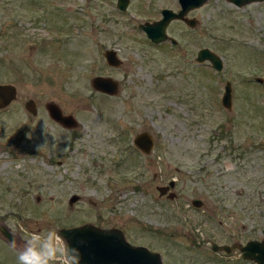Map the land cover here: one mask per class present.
<instances>
[{"label": "rangeland", "instance_id": "rangeland-1", "mask_svg": "<svg viewBox=\"0 0 264 264\" xmlns=\"http://www.w3.org/2000/svg\"><path fill=\"white\" fill-rule=\"evenodd\" d=\"M161 7L177 0H130L125 11L116 0H0V82L18 90L0 111V222L17 251L25 230L92 223L122 229L164 264H256L211 243L264 238V5L208 0L189 10L194 27L168 25L174 45L138 27ZM202 47L221 57V70L196 60ZM107 48L119 67L106 64ZM95 75L117 80L118 92L95 90ZM226 81L230 110L221 104ZM28 98L40 103L35 116ZM49 99L80 127L56 133ZM143 130L155 140L147 155L133 144ZM171 179L176 198L159 196L156 186ZM0 264H17L1 236Z\"/></svg>", "mask_w": 264, "mask_h": 264}, {"label": "water", "instance_id": "water-1", "mask_svg": "<svg viewBox=\"0 0 264 264\" xmlns=\"http://www.w3.org/2000/svg\"><path fill=\"white\" fill-rule=\"evenodd\" d=\"M181 6L179 11H173L169 8L162 9L161 17L153 21H144L139 23L138 27L143 30L146 36L153 43H160L169 39L172 43H177V39L170 36L167 31V25L173 19L183 20L188 26L194 27L197 24L195 18L186 17L185 13L203 5L207 0H178ZM236 4H243L251 0H230ZM130 0H116L117 7L125 11ZM105 61L108 65L119 67L122 59L117 55L115 49L107 48L103 51ZM197 61L208 60L212 67L221 70L223 62L221 57L208 47H202L197 51ZM255 80L262 82L263 78L255 77ZM91 85L95 90L114 95L119 90L117 80L103 75H95L91 78ZM17 87L13 83L0 82V108L6 107L16 99ZM221 104L227 108H232V89L229 81L225 82L224 90L221 96ZM51 116L58 122L68 127L79 125L73 114H63L57 103L49 102L47 104ZM25 107L32 114L35 113V102L33 99L27 100ZM133 144L145 154L152 152L155 144L154 136L151 132L143 130L138 132L133 139ZM175 180H171L166 186H157L159 195L167 194V198L173 199L176 193L173 190ZM169 190L167 193L166 191ZM77 194L69 198L72 204L78 199ZM39 200V197H37ZM191 204L195 207L203 205L200 198H193ZM58 231L70 244L71 247L78 248L81 253L80 264H164L159 252L149 249L144 245H136L129 242L122 229L118 227H101L92 223H83L71 227H62ZM0 236L8 243L13 239V232L0 222ZM214 251H224L231 253L238 250L241 257L245 260H251L256 264H264V238L249 239L245 243L234 242L232 244L211 243Z\"/></svg>", "mask_w": 264, "mask_h": 264}, {"label": "clouds", "instance_id": "clouds-1", "mask_svg": "<svg viewBox=\"0 0 264 264\" xmlns=\"http://www.w3.org/2000/svg\"><path fill=\"white\" fill-rule=\"evenodd\" d=\"M42 133L45 137V142L41 149L48 145L47 121H42ZM53 139V148H57V140ZM31 138V136H29ZM67 148L63 149L66 151ZM9 224L15 226L14 221H9ZM9 246L13 251H16L17 264H80L81 253L78 248L71 247L68 241L60 235L56 229H51L46 232L32 231L24 232L23 246L17 251L15 236L9 242Z\"/></svg>", "mask_w": 264, "mask_h": 264}, {"label": "flooded vegetation", "instance_id": "flooded-vegetation-1", "mask_svg": "<svg viewBox=\"0 0 264 264\" xmlns=\"http://www.w3.org/2000/svg\"><path fill=\"white\" fill-rule=\"evenodd\" d=\"M208 1V0H207ZM227 1H229L231 4H233L234 6H236V7H238V8H240V7H243V6H246V5H249V4H254V3H256V4H258V5H264V0H251V1H247V2H245V3H243V4H236V3H234V2H232V1H230V0H227ZM177 4H178V7L176 8V9H173V8H170V7H161V8H159V12H160V14H161V12H162V9H164V8H169V9H171V10H173V11H179L180 9H181V6H180V4H179V1L177 0ZM192 9H194V8H192ZM191 10V9H190ZM188 12H189V10L185 13V16L186 17H188ZM160 17H161V15H160ZM173 20H180V19H173ZM173 20H171L170 22H169V24L173 21ZM181 21H183V20H181ZM184 22V21H183ZM185 23V22H184ZM168 24V25H169ZM168 25H167V27H168ZM166 31H167V28H166ZM168 33V32H167ZM169 34V33H168ZM170 35V34H169ZM171 36V35H170ZM166 42H170L172 45H174V43H172L169 39H167V40H165V41H163V42H160L161 44L162 43H166ZM160 43H156V44H160ZM176 44V43H175ZM106 62V61H105ZM107 64V63H106ZM108 65V64H107ZM108 66H110L111 67V65H108ZM112 67H114V66H112ZM225 85V84H224ZM231 89H232V85H231ZM223 90H224V88H223ZM223 93V92H222ZM232 93H233V89H232ZM107 94V93H106ZM17 97H18V90H17ZM17 97H16V99H17ZM16 99H14V100H16ZM29 99H33L34 100V102H35V113L34 114H32L30 111H28L27 109H26V107H25V104H26V102H27V100H29ZM13 100V101H14ZM27 100H25L24 101V103H23V106H24V108L29 112V113H31L32 115H36L37 113H38V110H39V105H40V103H38V101L37 100H35L34 98H28ZM13 101H11V103L13 102ZM49 102H55V103H57V105L59 106V108L61 109V111H62V113L63 114H68L67 112H65V110L63 109V107H62V105L59 103V102H57L56 100H53V99H49V100H46L45 102H44V104H43V107H44V110H45V114H46V117H47V119L49 120L48 122H49V124H52V127L53 128H55V130H56V133H60L61 131H63V130H75V129H77V128H79L80 127V122H79V125L78 126H76V127H68V126H65V125H63L62 123H60V122H58V121H56L52 116H51V113H50V111H49V109H48V106H47V104L49 103ZM10 103V104H11ZM9 104V105H10ZM9 105H7L6 107H8ZM6 107H3V108H0V111L1 110H3V109H5ZM141 132V131H140ZM137 134V133H136ZM135 134V135H136ZM19 138V137H18ZM18 138H16V139H18ZM134 139V138H133ZM2 148H6L5 146L4 147H2ZM139 149V148H138ZM9 150V149H8ZM140 150V149H139ZM11 151V150H10ZM141 151V150H140ZM144 153V152H143ZM12 155H13V153H11ZM145 154V153H144ZM147 155V154H146ZM171 180H175V179H171ZM171 180H169L166 184H163V185H159V186H166V185H168L169 184V182L171 181ZM158 186V185H157ZM156 186V187H157ZM174 187H175V183H174ZM174 187H173V190H174ZM157 189V188H156ZM169 190L170 189H168L166 192L168 193L169 192ZM158 191V190H157ZM158 194H159V191H158ZM159 196H166L167 197V194H165V195H159ZM70 198V197H69ZM174 198H176V196L174 197ZM202 200V199H201ZM68 202H69V200H68ZM192 205V204H191Z\"/></svg>", "mask_w": 264, "mask_h": 264}]
</instances>
